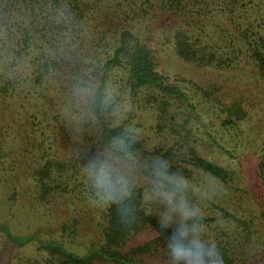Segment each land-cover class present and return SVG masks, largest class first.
<instances>
[{"label": "rangeland", "instance_id": "1", "mask_svg": "<svg viewBox=\"0 0 264 264\" xmlns=\"http://www.w3.org/2000/svg\"><path fill=\"white\" fill-rule=\"evenodd\" d=\"M97 1L98 6L84 30L83 49L91 51L102 34L109 36L115 28L128 26L151 50L156 71L168 83L179 85L190 96L197 94L191 102L194 110L181 107L165 115H160L157 106L143 96L137 101L129 95L123 96L116 101L113 112L117 124L133 129L137 140L148 150L172 148L188 156L190 149L196 156L232 172V181L222 184L189 164L182 166L189 170L187 175L192 184L209 193L207 199L199 201L204 220H209L207 237L215 241L221 237L222 221L217 208H223L250 228L244 261L263 264L264 189L260 165L264 160V79L254 63L244 48L229 68H197L184 63L176 57L173 45V32L184 25L183 20L146 8L145 0H128L137 6L131 11L121 0ZM254 3L259 14L256 11L249 15H264V0ZM188 22L191 23L189 19ZM193 22L203 26L202 30L198 27L197 36L200 34L202 40L217 47L219 53L231 56L232 50L241 47L232 45L229 37L234 34V25L227 19L193 18ZM9 58L8 48L0 45V86L8 76L14 77L4 70ZM28 65L24 60L15 74L22 77L18 81L20 85L14 87V94L0 96V224L16 237L61 241L62 227L74 221L76 243L70 240L67 247H75L81 253L97 244L99 224L106 208L89 203L83 193L84 185L79 193L57 194L41 202L34 177L46 160L70 161L82 150L84 140L80 133L86 104L76 99L75 78L69 71L48 76L43 84L33 86L29 80L22 81L29 77ZM117 87L118 84L113 85L112 89ZM196 88L200 91L196 92ZM235 102L240 104L245 116L231 127L224 124L227 114L222 106ZM146 208L157 216L154 205L146 204ZM240 230L236 231L237 237ZM36 255V243L17 247L0 233V264H27Z\"/></svg>", "mask_w": 264, "mask_h": 264}, {"label": "trees", "instance_id": "2", "mask_svg": "<svg viewBox=\"0 0 264 264\" xmlns=\"http://www.w3.org/2000/svg\"><path fill=\"white\" fill-rule=\"evenodd\" d=\"M146 8H154L181 19L184 25L173 32V45L176 57L197 68L225 69L238 60L244 48L259 75L264 79V25L263 16L251 17L257 11L255 0H145ZM127 9L135 4L121 0ZM97 0H0V45L7 47L10 58L5 64L9 75L0 86V96L11 97L14 87L22 76L15 75L24 60L28 61L30 72L23 82L31 81L33 86L43 84L48 76L69 71L76 88L85 82L95 85V96L84 107L82 150L70 161L46 160L35 173L38 199L45 202L53 195H66L84 185L80 175V164L89 155L97 152L102 144L128 130L124 124H117L113 116L116 101L129 95L137 101L139 96L158 112L168 114L172 109L186 107L194 110L191 102L194 96L184 92L177 84L168 83L156 71L153 53L128 26L115 28L109 36L99 34L91 51L83 49L84 30L98 6ZM140 6V5H139ZM250 6V8H249ZM92 13V14H91ZM259 14V12H256ZM91 14V15H90ZM125 14L124 16H128ZM223 17L234 25V34L229 37L232 45L241 46L232 50V57L219 53L218 48L202 40L196 31L203 26L193 22V18ZM253 18V19H252ZM189 19L191 23H186ZM186 23V24H185ZM198 27L200 29H198ZM235 61V62H234ZM65 77L67 73H64ZM116 80V81H115ZM19 84V85H18ZM118 84L115 90L113 85ZM196 92L200 89L196 88ZM149 104V103H148ZM227 114L225 125L234 126L243 120L244 112L239 103L222 106ZM135 147L141 153H158L170 159L174 168L188 177L189 164L195 170L222 184L232 181V172L195 155H182L175 149L153 148L148 150L139 140ZM188 146H186L187 148ZM262 187L264 189V160L260 165ZM73 188V189H72ZM83 193L86 194L85 189ZM137 201L140 207L138 223L133 232L121 227L114 212L105 209L99 224V240L81 253L67 244L76 243L77 224L61 229V241H42L34 236L16 237L0 224V233L10 244L23 247L31 243L37 245V255L27 264H159L166 261L163 237L158 235L157 216L150 214L141 194ZM221 215V237L216 240L220 246L224 264H253L244 261L248 247L249 227L247 223L231 216L223 208H217ZM215 222L214 220H210ZM208 225L209 220H203ZM234 226V230L230 227ZM239 229V237L236 231ZM146 237L143 242H137ZM251 242V241H250ZM237 243V245H236ZM239 246V247H238ZM163 264V263H162ZM255 264V263H254ZM264 264V263H263Z\"/></svg>", "mask_w": 264, "mask_h": 264}, {"label": "clouds", "instance_id": "3", "mask_svg": "<svg viewBox=\"0 0 264 264\" xmlns=\"http://www.w3.org/2000/svg\"><path fill=\"white\" fill-rule=\"evenodd\" d=\"M95 85L85 82L74 89L78 102L95 96ZM137 133L126 130L106 140L80 164L89 203L114 212L121 227L133 232L138 223V193L156 207L158 235L163 237L167 264H224L218 243L206 235L199 201L207 189L196 187L170 159L158 153H141Z\"/></svg>", "mask_w": 264, "mask_h": 264}]
</instances>
